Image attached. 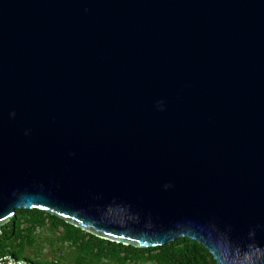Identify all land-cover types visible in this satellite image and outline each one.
<instances>
[{"label":"water","instance_id":"obj_1","mask_svg":"<svg viewBox=\"0 0 264 264\" xmlns=\"http://www.w3.org/2000/svg\"><path fill=\"white\" fill-rule=\"evenodd\" d=\"M22 209L264 264V0H0V229Z\"/></svg>","mask_w":264,"mask_h":264},{"label":"trees","instance_id":"obj_2","mask_svg":"<svg viewBox=\"0 0 264 264\" xmlns=\"http://www.w3.org/2000/svg\"><path fill=\"white\" fill-rule=\"evenodd\" d=\"M43 228L54 234L61 231L58 241L70 249L68 255L75 264H217L203 245L188 238L160 247L136 248L98 237L38 209L17 210L16 216L2 228L0 257L10 255L26 264H49L27 255V250L36 244V231Z\"/></svg>","mask_w":264,"mask_h":264},{"label":"rangeland","instance_id":"obj_3","mask_svg":"<svg viewBox=\"0 0 264 264\" xmlns=\"http://www.w3.org/2000/svg\"><path fill=\"white\" fill-rule=\"evenodd\" d=\"M57 234L52 233L48 228L39 229L36 231V244L33 248L27 250V255L31 258H38L43 262L53 264V262H61L67 264H75L74 258L70 259L68 255L70 249L65 245L60 244L58 236L61 231H57ZM21 264H26L21 261Z\"/></svg>","mask_w":264,"mask_h":264},{"label":"built area","instance_id":"obj_4","mask_svg":"<svg viewBox=\"0 0 264 264\" xmlns=\"http://www.w3.org/2000/svg\"><path fill=\"white\" fill-rule=\"evenodd\" d=\"M3 236V231L0 229V239ZM0 264H21V261L16 260L12 256H2L0 257Z\"/></svg>","mask_w":264,"mask_h":264}]
</instances>
